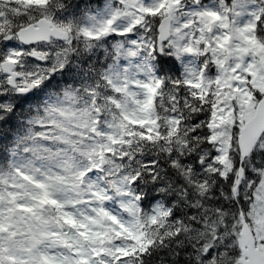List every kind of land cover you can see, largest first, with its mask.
I'll use <instances>...</instances> for the list:
<instances>
[{"label":"snow or ice","instance_id":"6c2138e0","mask_svg":"<svg viewBox=\"0 0 264 264\" xmlns=\"http://www.w3.org/2000/svg\"><path fill=\"white\" fill-rule=\"evenodd\" d=\"M0 264H264V0H0Z\"/></svg>","mask_w":264,"mask_h":264}]
</instances>
